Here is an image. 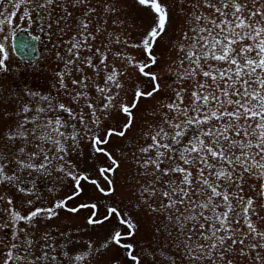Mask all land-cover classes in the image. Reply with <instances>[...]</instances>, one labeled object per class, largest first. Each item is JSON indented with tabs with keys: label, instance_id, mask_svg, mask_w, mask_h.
I'll return each instance as SVG.
<instances>
[{
	"label": "snow or ice",
	"instance_id": "1",
	"mask_svg": "<svg viewBox=\"0 0 264 264\" xmlns=\"http://www.w3.org/2000/svg\"><path fill=\"white\" fill-rule=\"evenodd\" d=\"M0 78V264H264V0H0Z\"/></svg>",
	"mask_w": 264,
	"mask_h": 264
},
{
	"label": "rangeland",
	"instance_id": "2",
	"mask_svg": "<svg viewBox=\"0 0 264 264\" xmlns=\"http://www.w3.org/2000/svg\"><path fill=\"white\" fill-rule=\"evenodd\" d=\"M129 2H131V0H129ZM138 15H140V14H138ZM22 29H28V30H30L29 32H31V34L34 37H39L37 39L38 57L35 61L29 62V63L21 62L18 58H16L14 56V54L12 53V50H11V39L13 37V35H12V36H10L9 41H8V46L11 50L12 62L14 64L21 66V67L35 66V67L41 69L40 72L27 74V79L31 83H36V84L43 83L45 81V79L47 78V75H48L47 69L51 66L50 54L48 51V49L51 48V43L49 42L47 34L44 32H40L39 30H37L35 28V26H33L32 28H29L27 25L22 24L21 28L18 31H20ZM0 79H3V78H0ZM4 207H7V205H4ZM53 223H56V222L54 221ZM6 239H10V236L6 237ZM2 248H3V246L0 245V250H2Z\"/></svg>",
	"mask_w": 264,
	"mask_h": 264
},
{
	"label": "water",
	"instance_id": "3",
	"mask_svg": "<svg viewBox=\"0 0 264 264\" xmlns=\"http://www.w3.org/2000/svg\"><path fill=\"white\" fill-rule=\"evenodd\" d=\"M12 49L13 53L23 62H32L38 57L36 40L29 36L17 35L13 37Z\"/></svg>",
	"mask_w": 264,
	"mask_h": 264
},
{
	"label": "flooded vegetation",
	"instance_id": "4",
	"mask_svg": "<svg viewBox=\"0 0 264 264\" xmlns=\"http://www.w3.org/2000/svg\"><path fill=\"white\" fill-rule=\"evenodd\" d=\"M29 31H30V30H29ZM16 32H20V31L17 30ZM29 34H31V32H29ZM37 43H38V42H37Z\"/></svg>",
	"mask_w": 264,
	"mask_h": 264
}]
</instances>
